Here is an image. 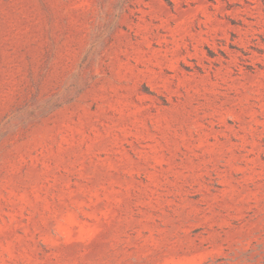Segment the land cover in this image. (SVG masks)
<instances>
[{"label":"rangeland","instance_id":"1","mask_svg":"<svg viewBox=\"0 0 264 264\" xmlns=\"http://www.w3.org/2000/svg\"><path fill=\"white\" fill-rule=\"evenodd\" d=\"M0 264H264V0H0Z\"/></svg>","mask_w":264,"mask_h":264}]
</instances>
